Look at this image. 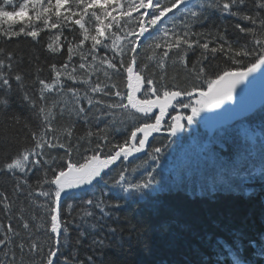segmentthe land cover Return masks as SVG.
<instances>
[{"label": "snow or ice", "instance_id": "1", "mask_svg": "<svg viewBox=\"0 0 264 264\" xmlns=\"http://www.w3.org/2000/svg\"><path fill=\"white\" fill-rule=\"evenodd\" d=\"M181 5L184 19L177 31L175 13ZM209 9L233 18L230 27L237 33L235 40L229 39L227 28L192 30V24ZM0 38L5 45L30 38L33 47L44 41L47 53L63 57L59 65H47L50 78L43 79L39 56L29 54V60L36 62L32 80V73L21 68L24 57L20 50L0 46L4 127L21 125L22 117L8 111L13 92L22 95L37 121L23 125L29 142L0 158V176L12 180L11 194L0 190V211L8 221L0 222V264H26V257L27 264H59L61 256L63 264H86L77 258L75 248L61 251L68 242L70 223L64 218L62 197L91 193V198L81 202L83 217L103 219L109 204L101 185L107 184L105 178L112 166L148 148L149 138L165 128L169 108L190 110V114L177 112L167 122L168 136L177 137L185 122L192 125L202 112L221 109L234 99L237 85L264 71V0H200L195 5L189 0H0ZM141 48L148 62L138 64ZM197 50L199 55L190 60L189 53L195 55ZM218 54L224 58L223 67L210 62V57L214 60ZM169 61L186 73L185 85L169 82ZM149 62L160 70L158 76L150 71ZM65 118L66 123L58 127ZM107 118L113 124L132 122L122 140L111 138L112 125ZM93 120L97 121L94 127ZM78 121L84 131L73 143ZM99 123L105 126L101 128ZM225 137L229 154L239 153L242 145L233 134L226 132ZM84 144L87 147L80 153ZM60 150L63 155H56ZM74 151L79 159L73 158ZM162 151V147H152L148 155L158 161ZM41 170L43 177H37L32 185L29 173ZM125 171L112 181L123 193L146 198L158 191L153 187L157 181L152 171L137 182L129 180ZM39 197L43 202H38ZM72 207L67 205L68 215ZM37 208L43 210L39 216ZM40 235H46L50 243L43 245ZM84 235L79 232L80 238ZM241 237L242 233H237L231 244L223 238L214 241L225 259L231 257L230 264H249L232 251ZM259 240L264 250V234ZM75 243L80 244L81 239ZM92 244L100 247L104 241L94 239ZM252 244L249 241L247 246ZM87 264H95L91 256Z\"/></svg>", "mask_w": 264, "mask_h": 264}, {"label": "trees", "instance_id": "2", "mask_svg": "<svg viewBox=\"0 0 264 264\" xmlns=\"http://www.w3.org/2000/svg\"><path fill=\"white\" fill-rule=\"evenodd\" d=\"M199 2L200 0H189L192 5ZM184 12V6L181 5L180 10L175 13L177 31L180 30ZM232 22V17L209 9L198 23L192 24V30L208 32L217 28L221 30L227 28L229 39L235 40L237 33L230 27ZM167 26L171 27V23ZM0 46H6L10 50H20V55L24 57L21 68L32 73V80L36 75V62L29 60V54L35 53L39 56V66L44 68L39 75L43 79L50 78L47 65L51 63L59 65L63 59L61 56L53 57L47 53L44 41L41 42V46L33 47L30 38H21L19 42L13 41L6 45L3 38H0ZM139 51L138 64L148 62L144 48ZM197 55L199 50L195 55L189 53V59L195 60ZM210 62L213 66L217 64L224 66V58L219 54L214 60L210 57ZM149 63L150 71L158 76L160 70L155 67L154 62ZM167 74L170 83L185 85L188 80L186 73L173 66L171 61L167 67ZM36 87L38 88V85ZM177 110L189 113V110L185 109H170V115L165 117V128L150 137L149 146L144 152L136 153L127 161L122 160L112 166L109 176L105 178L107 184L101 185L106 194H108L106 188L112 190L110 197H106L109 204L106 208L107 216L99 220L83 217L81 202L83 199L91 198V193L85 197L79 194L66 196V201L63 202L64 218L70 223L68 242L61 251L72 252L75 248L77 258L84 260L86 264L89 256L93 258L95 264H218L217 257L211 253L212 250L210 251L215 245L213 242L216 237L227 238L242 233L241 240L247 243L256 236L255 233L261 229L264 220L262 203L264 202V102L250 114L226 124L214 128L197 126V131L190 129L189 132L185 128L181 135L169 137L166 131L167 122ZM8 111L10 114L20 115L22 121L19 126L9 125L5 129L4 116L0 114V158L5 152H15L17 148L27 144L28 130L23 125L24 123L35 125L37 122L30 106L22 99L19 92L12 93ZM65 123L66 118L60 120L57 126ZM107 123L112 125L109 129L111 138L119 141L124 138L125 129L132 122L120 124L117 121L113 124L112 120L107 118ZM96 124L97 121L93 120L91 126L94 127ZM98 126L103 128L105 125L99 123ZM83 131L84 125L78 121L73 143L75 137L82 135ZM226 132L232 133L242 145L239 153L229 154L230 149L224 143ZM229 143H231L230 139ZM84 147L87 145L84 144L79 149L80 153L84 151ZM152 147L163 148L158 161H153L148 155ZM196 148L200 150V160L195 166L194 164L191 166ZM55 154L63 155V151L60 150ZM73 158L79 159V153L74 151ZM122 170H126L125 175L134 182L146 178L147 173L152 171L157 181L153 187L158 191L146 198L136 193H123L112 183ZM209 172L210 175L211 172H220V174L218 177L217 174L209 177ZM48 174L50 176L51 172ZM37 177H43V170L29 173L32 185H35ZM221 180L225 184L222 185ZM213 187L216 191L212 190ZM199 188L205 192L200 193ZM222 188H226V192L221 191ZM0 190H6L11 194V178L0 176ZM92 192L96 195L100 194L98 189H92ZM37 199L38 202L44 200L43 197ZM112 204H119V207H111ZM67 205L73 206L71 215H68ZM96 213L98 217V210ZM0 222L5 224L8 222L2 211H0ZM12 222L16 223L15 220ZM94 224L96 227H93ZM109 227L115 229L113 234L109 233ZM81 231L85 233L83 238L79 237ZM77 239H81L80 244L75 243ZM94 239H102L104 245L100 247L93 245ZM48 243L50 241L47 237L43 239V245L46 246ZM207 250L210 251L208 255L205 254ZM235 253L244 257L249 264H264V252L258 246L244 247L242 251ZM17 255L19 256V253ZM252 256H258L262 260L252 262L250 260ZM25 260L27 264V257ZM59 264H63L62 256Z\"/></svg>", "mask_w": 264, "mask_h": 264}, {"label": "water", "instance_id": "3", "mask_svg": "<svg viewBox=\"0 0 264 264\" xmlns=\"http://www.w3.org/2000/svg\"><path fill=\"white\" fill-rule=\"evenodd\" d=\"M262 102H264V71H258L244 83L237 85L232 101L226 102L221 109L209 112L220 123L244 116L252 112Z\"/></svg>", "mask_w": 264, "mask_h": 264}, {"label": "bare ground", "instance_id": "4", "mask_svg": "<svg viewBox=\"0 0 264 264\" xmlns=\"http://www.w3.org/2000/svg\"><path fill=\"white\" fill-rule=\"evenodd\" d=\"M212 174H213L214 176H216V174H217V177H218L219 174H220V172H211V175H212ZM211 175H210V172H209V177H210ZM218 180H219V178H218ZM220 183H221L222 185L225 184V182H224L223 180H221ZM228 189H231V188H228ZM110 191H112V190H111V189L109 190L108 188H106V192H108V194H107L106 197H110V195H111V192H110ZM198 191H199L200 193L205 192V190H203V189H201V188H199ZM221 191L226 192V188H222ZM65 201H66V199L62 197V202H65ZM262 203L264 204V202H262ZM67 209H68V208H67ZM42 211H43L42 209H39V208L36 209V212L38 213V215H41V214H42ZM262 224H263V226L261 227V229L258 230L257 233H255L256 236H254V238H252V239L249 240V241H253L252 246H254V247H257V246H258V247L260 248V250H261L262 252H264V250L261 249L260 244H259V241H260V240H259L260 235H261V234H264V220H263V223H262ZM112 230H113V229L109 227V229H108L109 233L113 234V231H112ZM234 236H235V235H233V236H229V237H227V238H224V237H216L215 240H217V239H219V238H223V241H227L228 244H231ZM45 238H46V235H40V236H39V239L41 240V243H42L43 239H45ZM116 240H117V239H116ZM215 240H214V241H215ZM249 241H248V242H249ZM248 242H247V243H244V242L241 240V243L238 245V248H234V249H232L233 253H235V252H237V251H242V249H244V247H248V246H247V245H248ZM213 243H214V242H213ZM211 250H212L211 253H212L213 255H215V257H217L216 261H217L218 264H230L231 257H228L227 259H225V254H224V252L221 251V249H220L219 247H217L216 245H214L213 248L210 249V251H211ZM210 251L207 250V251L205 252V254L209 253ZM243 251H244V250H243ZM207 255H208V254H207ZM250 260H251L252 262H258V261H261L262 258H260V257H258V256H252V257H250Z\"/></svg>", "mask_w": 264, "mask_h": 264}, {"label": "rangeland", "instance_id": "5", "mask_svg": "<svg viewBox=\"0 0 264 264\" xmlns=\"http://www.w3.org/2000/svg\"><path fill=\"white\" fill-rule=\"evenodd\" d=\"M207 113L208 112H202V115L204 114V116H205L204 125L207 126L208 128H214L215 126H217V122H216V120L214 118L209 117ZM181 133H179V134H181ZM192 142H193V140H192ZM187 153H189V152H187ZM199 154H200V150H199V148H196V150L194 151V155H193L194 159L192 160L191 166L193 164L195 166V164L200 160V155ZM186 156H187V154H186Z\"/></svg>", "mask_w": 264, "mask_h": 264}]
</instances>
